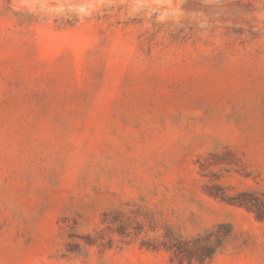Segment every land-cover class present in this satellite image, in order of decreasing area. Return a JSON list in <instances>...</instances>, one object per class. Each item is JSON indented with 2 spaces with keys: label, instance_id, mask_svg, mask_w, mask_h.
<instances>
[{
  "label": "rangeland",
  "instance_id": "374dc122",
  "mask_svg": "<svg viewBox=\"0 0 264 264\" xmlns=\"http://www.w3.org/2000/svg\"><path fill=\"white\" fill-rule=\"evenodd\" d=\"M261 202L264 0H0V264H264Z\"/></svg>",
  "mask_w": 264,
  "mask_h": 264
},
{
  "label": "trees",
  "instance_id": "16d2710c",
  "mask_svg": "<svg viewBox=\"0 0 264 264\" xmlns=\"http://www.w3.org/2000/svg\"><path fill=\"white\" fill-rule=\"evenodd\" d=\"M262 209L261 210H256L254 211L255 214H256V217L259 219V220H263L264 219V202H261L260 203ZM211 254V252L209 253V255Z\"/></svg>",
  "mask_w": 264,
  "mask_h": 264
}]
</instances>
